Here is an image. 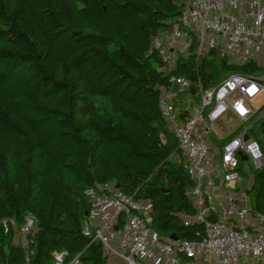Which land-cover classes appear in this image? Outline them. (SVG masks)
<instances>
[{"label": "trees", "instance_id": "1", "mask_svg": "<svg viewBox=\"0 0 264 264\" xmlns=\"http://www.w3.org/2000/svg\"><path fill=\"white\" fill-rule=\"evenodd\" d=\"M185 2L0 0V219L37 218L28 264H52L62 251L67 262L79 255V264H108L101 242L83 232L86 191L98 186L119 184L151 200V226L162 239L203 237L204 225L186 220L197 213L187 193L196 182L161 113V93L175 76L190 80L197 97L200 86L213 89L232 74L260 77L264 67L230 63L216 50L197 58L195 44L171 66L153 42ZM186 109L175 103L179 119ZM256 116L218 145L247 123L254 132ZM262 168L247 189L258 212ZM26 255L0 222V264H27Z\"/></svg>", "mask_w": 264, "mask_h": 264}, {"label": "built area", "instance_id": "2", "mask_svg": "<svg viewBox=\"0 0 264 264\" xmlns=\"http://www.w3.org/2000/svg\"><path fill=\"white\" fill-rule=\"evenodd\" d=\"M194 44L197 58L216 50L233 64L256 61L264 53V0H186L178 21L155 38L152 50L174 66L178 55L189 53ZM170 82L173 89L162 91L160 110L187 157V172L196 182L187 193L195 198L197 213L186 220L202 223L203 237L198 241L162 239L151 226L152 201L108 185L86 191L91 208L83 232L91 236L90 243L101 242L108 264L113 255L122 264L257 263L264 257V211L253 210L247 191L239 184L244 181L241 171L247 167L243 162L264 167V141L250 135V124L227 142L211 144L205 139L209 128L201 122H215L228 112L241 123L255 114L256 121L264 120V100L258 107L253 105L264 97V78L232 74L213 89L204 91L200 86L201 100L186 107L189 115L185 120L178 118L174 96L177 92L190 94L191 82L176 76ZM247 172L250 176L252 170ZM212 216L216 218L210 219ZM0 222L5 233L14 234V242L25 249L28 264L37 218L27 213L21 225L15 218ZM66 256L64 251L55 252L52 264H79V255L69 262Z\"/></svg>", "mask_w": 264, "mask_h": 264}, {"label": "rangeland", "instance_id": "3", "mask_svg": "<svg viewBox=\"0 0 264 264\" xmlns=\"http://www.w3.org/2000/svg\"><path fill=\"white\" fill-rule=\"evenodd\" d=\"M261 62L264 63V60H261ZM200 100H201L200 94H197V97H193L192 95H190L188 93L177 92L174 96V103L180 104L183 107H189V105H198ZM263 100H264L263 97H259L258 99H256L253 102V105L255 107H258L262 104ZM257 118H258V116H256L252 121L255 123ZM239 121L240 120H237V119L223 118L221 120V124L215 123V125H213V129L215 131L220 132V134L223 136H228V135H231L233 133L232 131L236 130L235 127H236L237 123H239ZM239 125L241 126L240 123H239ZM248 126H249V123L242 125V130L246 129ZM258 131H259V133H257ZM250 133H251L250 135L253 138H256L260 142L264 141V120L262 119V120L258 121L254 126V132H250ZM172 158L175 159V157H172ZM241 165L242 166L247 165V167L245 170L241 171V175L243 176L244 181L241 184H239V186H240V188L242 187L245 191H247V189H249L248 188L249 185H251V183L253 182L254 171L257 172L263 168H256L249 161L243 162ZM248 168H250L252 170L250 176L248 175V172H247ZM192 199H193L194 205L196 206L195 198L193 197ZM112 257L117 258L118 262L121 261L117 256L113 255V256H111V258ZM258 264H264V257H262L258 260Z\"/></svg>", "mask_w": 264, "mask_h": 264}, {"label": "crops", "instance_id": "4", "mask_svg": "<svg viewBox=\"0 0 264 264\" xmlns=\"http://www.w3.org/2000/svg\"><path fill=\"white\" fill-rule=\"evenodd\" d=\"M261 60H264V53H263L261 56H259V57L257 58V60H256V62H257L261 67H264V63H262ZM260 77L264 78V74H263L262 76H260ZM263 98H264V97H263ZM223 118H227V119H236V118L233 116V114H232L231 112H228L227 114H225L223 117H221L220 119H218V120L215 121V122H209L207 119H203V120H202V122H201V126H202V127H208V128H209V132H208V134L205 135V139H206V141H208V143H211V144H215V145H217V144H218L217 142H218L220 139H223L224 137H226V136L221 135L220 132L215 131V130L213 129V125H215V123H220V124H221V120H222ZM239 123L241 124L240 121H239ZM239 123H237V125H236L235 128H237V127L239 126ZM232 132H234V131H232ZM240 134H241V133H240ZM216 182L219 184V183H220V180L217 179ZM119 261H120V260H119ZM110 264H122V262H121V261L118 262V259H117V258L112 257V258H110ZM200 264H201V263H200ZM251 264H258V262H257V263H256V262H251Z\"/></svg>", "mask_w": 264, "mask_h": 264}, {"label": "water", "instance_id": "5", "mask_svg": "<svg viewBox=\"0 0 264 264\" xmlns=\"http://www.w3.org/2000/svg\"><path fill=\"white\" fill-rule=\"evenodd\" d=\"M248 139H249V135L246 134V135L244 136V140L247 141ZM241 155H242V157H243L244 159H246V156H245L243 153H241ZM115 188H116V189H120L119 184H117V185L115 186ZM115 229H118V227L116 226ZM170 238H171V240H173V241H178V240H179V237L176 236V235H171Z\"/></svg>", "mask_w": 264, "mask_h": 264}]
</instances>
